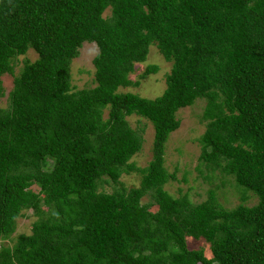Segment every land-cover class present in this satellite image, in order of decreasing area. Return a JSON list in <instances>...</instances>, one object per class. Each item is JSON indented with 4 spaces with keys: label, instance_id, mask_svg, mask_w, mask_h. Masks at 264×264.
Here are the masks:
<instances>
[{
    "label": "trees",
    "instance_id": "trees-1",
    "mask_svg": "<svg viewBox=\"0 0 264 264\" xmlns=\"http://www.w3.org/2000/svg\"><path fill=\"white\" fill-rule=\"evenodd\" d=\"M85 42L98 47L96 85L77 89L71 64ZM152 44L171 63L166 89L122 91L140 83L131 74ZM30 49L38 57L15 75ZM5 74L15 78L0 106V240L26 210L38 219L0 244V264H264V0H0V96ZM200 98L205 179L219 188L233 177L257 204L225 208L215 188L202 202L166 189L177 179L165 165L177 112ZM132 116L154 126L145 167L132 161L144 143ZM131 171L142 178L127 188L120 178Z\"/></svg>",
    "mask_w": 264,
    "mask_h": 264
},
{
    "label": "rangeland",
    "instance_id": "rangeland-1",
    "mask_svg": "<svg viewBox=\"0 0 264 264\" xmlns=\"http://www.w3.org/2000/svg\"><path fill=\"white\" fill-rule=\"evenodd\" d=\"M110 11H106L105 15ZM148 59L144 63H138L136 70L131 74L133 81H139L138 85H132L127 88H122V91H132L144 97L155 98L161 95L166 89V76L171 69V63L167 62L163 55L159 52L155 44L150 47ZM98 53V47L95 43L85 42L80 49V55L75 58L71 64L72 84L77 89L94 87L95 82V67L94 58ZM38 54L30 49L24 56H20L15 64V75H18L24 65V62L29 59L34 61ZM149 65H158L160 70L149 74L147 77H142ZM14 75L5 74L3 79L4 95L0 96V106L8 105L9 94L13 88ZM207 104L205 98L198 99L195 104L189 107L180 109L177 112L178 118L181 120L180 127L170 134L166 143L165 165L170 172H176L177 179L166 184V189L172 194L178 196L181 193L189 192L190 197L195 202H202L208 198L209 190H217V199L220 205L225 208H234L241 204L253 206L258 203V196L247 191L245 194L236 184L233 177H227L225 185L217 188L221 183V179H205V176L211 174V170L207 169L204 163H200L201 145L198 141L199 137L204 133L207 125V120L203 119L204 110ZM130 123L134 128L144 129V143L142 150L132 159L138 167H145L152 159V148L154 143L155 130L151 122L142 119L139 116L129 118ZM200 165L203 173L197 170ZM217 178L222 174L216 172ZM142 175L137 171L125 173L120 178L121 182L127 188L140 185ZM186 178V180H184ZM113 183H104L103 187L107 191L113 190ZM36 188V187H35ZM150 201V196H145L143 202ZM151 210H156L157 205H153ZM38 219L34 209H29L24 212V216L18 219L16 233L12 238L0 240V244L13 246L17 237L20 234H30L33 223ZM188 246L191 249L204 248L207 255L212 256L210 244L203 238L195 239L188 237Z\"/></svg>",
    "mask_w": 264,
    "mask_h": 264
}]
</instances>
